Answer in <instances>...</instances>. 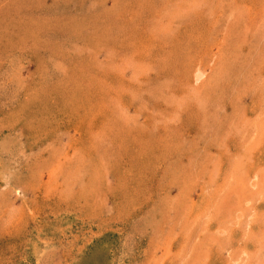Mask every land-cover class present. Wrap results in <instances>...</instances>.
I'll use <instances>...</instances> for the list:
<instances>
[{
    "label": "rangeland",
    "instance_id": "rangeland-1",
    "mask_svg": "<svg viewBox=\"0 0 264 264\" xmlns=\"http://www.w3.org/2000/svg\"><path fill=\"white\" fill-rule=\"evenodd\" d=\"M263 179L264 0H0V264H264Z\"/></svg>",
    "mask_w": 264,
    "mask_h": 264
},
{
    "label": "bare ground",
    "instance_id": "bare-ground-1",
    "mask_svg": "<svg viewBox=\"0 0 264 264\" xmlns=\"http://www.w3.org/2000/svg\"><path fill=\"white\" fill-rule=\"evenodd\" d=\"M257 114H258V113H257ZM258 118H259V116H258ZM254 132H255V131H254ZM250 138H252V137H250ZM253 139H254V138H253ZM248 149H249V148H248ZM260 151H261V150H260ZM250 152H251V151H250ZM250 152H249V153H250ZM260 153H261V152H260ZM257 155H258V154H257ZM257 155H256V157L259 156V155H258V156H257ZM260 158H261V156H260ZM255 159L257 160V158H255ZM258 160H261V159H258ZM258 160L255 162V164H257ZM259 162L261 163V161H259ZM235 165H236V164H235ZM253 167H254V166H253ZM253 167H251V169H252ZM237 170H238V169H237ZM245 170H247V169H245ZM242 171H243V169H242ZM247 171H248V170H247ZM249 171H250V170H249ZM251 171L253 172V171H255V170H251ZM238 172H239V171H238ZM244 172H245V171H244ZM253 173H255V172H253ZM256 173H257V170H256ZM240 174H241V173H239L238 175H240ZM246 174H249V173L246 172ZM244 175H245V174H243V176H244ZM245 176L247 177V175H245ZM261 176H263V175H261ZM246 177H243V178L245 179ZM248 177H249V178H248V182H250L249 179L253 177V174H252V177H251V175H248ZM256 177H257V176H256ZM259 177H260V174H259ZM259 177H258V179H259ZM231 178H232V177H231ZM229 179H230V178H229ZM240 179H241V177H240ZM240 179H239V181H240ZM252 179H253V178H252ZM252 179H251V182L255 180V179H254V180H252ZM263 180H264V179H263ZM241 181H242V180H241ZM245 181H246V180H245ZM236 182H237V181H236ZM257 182H259V180H257L256 183H255V181H254V183H253V182H252V183H253V185H254V184L258 185ZM238 183H239V182H238ZM249 184L251 185V183H249ZM260 184H261V183H260ZM260 184H259V185H260ZM244 186H245V185H244ZM251 187H252V186H251ZM254 187H255V186H254ZM254 187H253V188H254ZM260 188H261V187H260ZM236 189H237V188H236ZM258 189H259V188H258ZM231 190H232V189H231ZM232 191H233V190H232ZM249 192H250V191H249ZM230 194H231V193H230ZM241 195H242V193H241ZM249 200H250V199H249ZM249 200H248V201H249ZM237 203H238V202H237ZM248 203H249V202H248ZM240 205H241V204H240ZM237 209H238V208H237ZM228 214H229V213H228Z\"/></svg>",
    "mask_w": 264,
    "mask_h": 264
}]
</instances>
